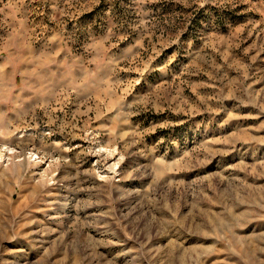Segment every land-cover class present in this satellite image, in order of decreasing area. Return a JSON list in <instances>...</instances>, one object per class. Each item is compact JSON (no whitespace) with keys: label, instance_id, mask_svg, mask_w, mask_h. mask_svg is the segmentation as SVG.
<instances>
[{"label":"rangeland","instance_id":"rangeland-1","mask_svg":"<svg viewBox=\"0 0 264 264\" xmlns=\"http://www.w3.org/2000/svg\"><path fill=\"white\" fill-rule=\"evenodd\" d=\"M0 56V264H264V0H0Z\"/></svg>","mask_w":264,"mask_h":264},{"label":"crops","instance_id":"crops-1","mask_svg":"<svg viewBox=\"0 0 264 264\" xmlns=\"http://www.w3.org/2000/svg\"><path fill=\"white\" fill-rule=\"evenodd\" d=\"M47 24L45 25V29H47ZM55 37L53 31H45L41 37L37 38L36 40H32L31 42L35 44L29 46V52H25L23 50H14L13 53H10L8 56L9 59H18L22 58L23 56H30L37 60L33 63L32 70L33 72L40 73V76L36 77L37 80L42 81L44 87L50 88V90L56 85L60 86L57 81H54V72H57L56 77L59 80L58 72L63 71L59 65H55L54 60V52L55 50H60L64 54V46L67 45L65 41L61 39L60 47L56 48L53 46L52 42ZM3 51L5 52L6 45H3ZM9 51V50H8ZM28 53V54H27ZM32 54V55H31ZM67 57H70V51H67ZM4 59L0 56V61ZM67 61H70L67 58ZM2 68V67H1ZM21 69H24L21 67ZM67 73L70 72V63L66 65ZM2 72V69L0 70ZM63 75V74H62ZM63 85V84H62Z\"/></svg>","mask_w":264,"mask_h":264}]
</instances>
